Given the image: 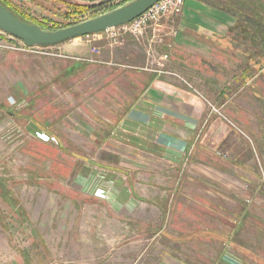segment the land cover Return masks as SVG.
Segmentation results:
<instances>
[{
	"label": "rangeland",
	"instance_id": "1",
	"mask_svg": "<svg viewBox=\"0 0 264 264\" xmlns=\"http://www.w3.org/2000/svg\"><path fill=\"white\" fill-rule=\"evenodd\" d=\"M3 1L55 32L133 0ZM183 2L180 14L149 23L140 37L122 35L120 47L103 32L78 38L90 46L80 57L58 46L27 49L0 32V264H264V174L243 186L241 167L229 163L232 137L243 133L226 104L240 83L233 74L264 67V0ZM197 11L224 28L218 47L186 31ZM226 17L235 21L227 34ZM125 54L143 62L127 59L122 69ZM69 63L90 79L58 78ZM117 70L148 72L202 105L173 164L151 159L134 136V147L96 143L92 132L106 130L94 119L121 100L114 78L103 85ZM72 87L80 91L70 96ZM82 123L92 125L90 137L70 134Z\"/></svg>",
	"mask_w": 264,
	"mask_h": 264
},
{
	"label": "crops",
	"instance_id": "2",
	"mask_svg": "<svg viewBox=\"0 0 264 264\" xmlns=\"http://www.w3.org/2000/svg\"><path fill=\"white\" fill-rule=\"evenodd\" d=\"M196 10L201 11L200 8H196ZM199 11L191 20L192 22L188 21L190 20L189 12L183 15L184 20L193 25V28H190L192 27L191 25L186 31H188L189 35L192 32L205 33L204 38L207 41L209 40L211 43L210 47L212 49L218 47L216 39L220 37L219 29L224 31V28L203 20L199 16L202 15ZM217 16L219 15L217 14L215 17ZM225 20V31L227 34V27L233 26L235 21L231 17H226ZM168 28H171V26H160V31L163 32ZM221 35L223 37V34ZM83 40L76 39L56 48L62 54H66L71 58L85 56L89 52L90 46ZM214 57L217 58V56ZM127 59L143 62L136 59L132 54L130 57L125 54L118 61L120 64L118 67L125 68L122 64L126 63ZM111 63V59L109 61H100L89 65L88 68H107L112 66ZM75 66V64L69 63V66L65 69L66 71H61L56 76L58 78L61 77V79L74 80V83L79 80L90 79L92 74L74 71ZM103 76H105L104 86L111 83V79L114 78L116 88H118L115 89L117 90L116 94L121 97V100L117 106L115 105L116 107H114L113 111L104 110V108L100 110L101 115L93 121L100 129L106 130L92 132L93 137L97 138L96 143L99 147V144H128L134 147V145H138L130 140V137L134 136L138 138V143L149 145V153L147 155L151 159H157L167 164H173L171 161L172 156L186 152L190 142L189 138L192 137V132H188V125H195L202 115V105L196 98L191 97L180 89L157 82L158 79L149 77L148 72L143 70H130V72L125 73L117 70L113 75ZM232 78L240 80V83L238 86L236 85V90L234 85L232 86L231 94L230 97H227L226 104L233 106V109H235L234 122L237 123L239 128H242L243 134L242 137L237 135L232 137L227 155H229V163L238 168L241 167L243 175H236L244 186L251 184V178L264 174V67L262 66L261 70L254 73L241 72L233 74ZM227 86L229 87L230 85L227 84ZM68 91L71 94L70 96H73L76 94L75 92L80 90L72 87ZM84 91L82 89V94ZM234 96L237 97L236 100H233ZM76 111L84 114L85 109L80 107ZM82 116L81 114L80 117ZM82 118L85 120L91 119L89 115H84ZM90 126L92 127L89 123L69 126L72 130L70 134L85 133L90 137ZM128 139L130 140L129 142ZM122 140H125V142ZM136 149L139 148L136 146ZM103 150L112 156H116L114 147L113 150L110 147H104ZM174 158L172 157L173 160ZM168 161H171V163ZM237 167L234 168L236 169Z\"/></svg>",
	"mask_w": 264,
	"mask_h": 264
},
{
	"label": "water",
	"instance_id": "3",
	"mask_svg": "<svg viewBox=\"0 0 264 264\" xmlns=\"http://www.w3.org/2000/svg\"><path fill=\"white\" fill-rule=\"evenodd\" d=\"M161 0H133L97 18L49 32L26 23L0 5V32L20 41L24 48H50L67 42L104 33L106 30L129 25Z\"/></svg>",
	"mask_w": 264,
	"mask_h": 264
},
{
	"label": "built area",
	"instance_id": "4",
	"mask_svg": "<svg viewBox=\"0 0 264 264\" xmlns=\"http://www.w3.org/2000/svg\"><path fill=\"white\" fill-rule=\"evenodd\" d=\"M185 0H161L152 6L147 12L141 17L130 22L129 25H124L119 28H113L106 30L104 33L112 46H122V39L120 38L124 34H129L134 38H138L142 35L144 29L149 23H158L163 17L168 14L178 15L180 14ZM90 36V35H89ZM87 36L86 38H89ZM94 37V35L90 36Z\"/></svg>",
	"mask_w": 264,
	"mask_h": 264
},
{
	"label": "trees",
	"instance_id": "5",
	"mask_svg": "<svg viewBox=\"0 0 264 264\" xmlns=\"http://www.w3.org/2000/svg\"><path fill=\"white\" fill-rule=\"evenodd\" d=\"M0 5L3 6L4 8H6L9 12H11L13 15H15L16 17H18L20 20H22V21H24L26 23H29V24H33V23L29 22L28 20H26L25 18H22V16H20L18 13H16L12 9H10L3 0H0ZM35 25L39 26L42 30H48L49 32L51 31L48 28L43 27L41 25H38V24H35ZM258 25L261 26L260 24H258Z\"/></svg>",
	"mask_w": 264,
	"mask_h": 264
}]
</instances>
